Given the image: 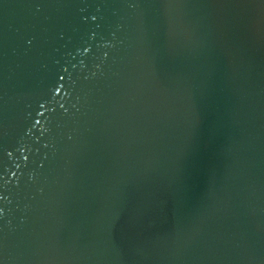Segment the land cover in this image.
Masks as SVG:
<instances>
[{
  "label": "water",
  "instance_id": "obj_1",
  "mask_svg": "<svg viewBox=\"0 0 264 264\" xmlns=\"http://www.w3.org/2000/svg\"><path fill=\"white\" fill-rule=\"evenodd\" d=\"M0 264H264V0H0Z\"/></svg>",
  "mask_w": 264,
  "mask_h": 264
}]
</instances>
